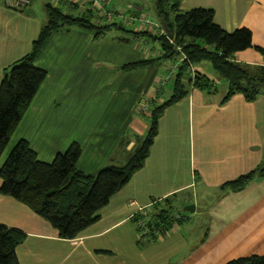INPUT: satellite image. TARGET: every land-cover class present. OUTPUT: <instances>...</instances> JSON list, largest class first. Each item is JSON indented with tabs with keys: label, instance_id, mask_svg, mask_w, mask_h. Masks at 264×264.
I'll use <instances>...</instances> for the list:
<instances>
[{
	"label": "crops",
	"instance_id": "obj_1",
	"mask_svg": "<svg viewBox=\"0 0 264 264\" xmlns=\"http://www.w3.org/2000/svg\"><path fill=\"white\" fill-rule=\"evenodd\" d=\"M103 1L119 15L108 20L92 12L93 19L98 25H117L100 36L79 26L52 35L36 61L47 77L9 143L12 148L26 139L41 160L51 162L78 142V166L89 174L127 163L149 127L144 108L165 101L159 79L178 60L124 68L162 56L160 42L152 36L157 31L137 17L158 19L154 8L155 17L146 12L147 0ZM47 4L73 15L91 12L85 0H30L19 9L0 0V84L11 66L31 51L47 21ZM193 8L212 9L215 22L228 32L249 28L253 47L237 52L234 59L246 65L264 62V53L256 49L264 48V0L181 1V10ZM122 11L136 19L120 16ZM113 29L122 32L108 35ZM193 68L198 70L197 65ZM188 88V95L160 117L144 166L101 209L99 220L77 237L61 238L30 207L0 195V223L26 234L17 248L20 264H227L264 254V176L239 191L221 188L264 162V94L249 101L237 93L222 103L227 92L219 94L216 86L214 92L191 84ZM200 189L220 194L207 209L196 206L191 217L162 237H140L132 216L141 205L172 197L178 205L192 192L200 198ZM197 216L200 223L194 224ZM203 226L205 232L196 236Z\"/></svg>",
	"mask_w": 264,
	"mask_h": 264
},
{
	"label": "trees",
	"instance_id": "obj_2",
	"mask_svg": "<svg viewBox=\"0 0 264 264\" xmlns=\"http://www.w3.org/2000/svg\"><path fill=\"white\" fill-rule=\"evenodd\" d=\"M181 1L154 0L156 17L167 32L165 35H152L160 42L162 56L123 66L133 68L159 59L179 57L181 54L177 46L187 56L173 79L171 96L161 104L152 105L147 133L125 165H109L96 174H89L78 166L82 154L78 142L72 143L65 152L58 153L51 162H46L39 158L26 139L19 140L6 160L0 164V195L12 196L30 207L56 228L61 238L73 239L99 220L101 209L144 166L158 133L160 117L167 107L179 102L189 93L185 79L191 64L196 66L209 61L227 80L228 91L222 103L237 93L244 94L249 101L264 94V66L246 65L235 62L234 59L237 52L253 47L251 30L241 27L228 32L215 22L212 9L181 10ZM46 10L47 21L34 40L31 51L11 66L0 84V160L47 77V71L38 67L36 61L52 35L59 30L79 26L95 31V35L100 36L106 29L117 25H98L90 9L89 13L73 15L66 13L61 7L47 4ZM256 49L264 53L263 47L256 46ZM214 86L207 75L197 70L193 87L214 92ZM258 176H264V162L223 183L221 188L239 191ZM173 198L157 201L154 210H161L158 212L160 215L164 211L175 210ZM25 239L26 234L22 230L0 223V264H20L17 248ZM227 264H264V254L236 258Z\"/></svg>",
	"mask_w": 264,
	"mask_h": 264
},
{
	"label": "built area",
	"instance_id": "obj_3",
	"mask_svg": "<svg viewBox=\"0 0 264 264\" xmlns=\"http://www.w3.org/2000/svg\"><path fill=\"white\" fill-rule=\"evenodd\" d=\"M85 1L88 4L89 9L92 12H94L95 15L104 16L108 20H113L116 14L119 15V11L117 12L116 10L107 7L103 0H85ZM29 2L30 0H4V3L7 6L15 9L22 8L28 5ZM120 16L125 18L128 16L130 20L136 19V16L127 14L126 11L120 12ZM137 19L142 23V25L155 29L158 35L167 34L166 29L162 27L159 21L151 20L146 16L137 17ZM176 48L181 54L179 55L178 58V61L180 60V62L177 63L176 65L178 70L182 62L187 59V56L185 55V53H183L181 47L177 46ZM262 65L264 66V62L262 63ZM190 69L192 70V77H193L194 69L192 66H190ZM169 77H170L169 75H166L164 79L162 78L161 79L166 83L167 81L170 80ZM171 79H172V75H171ZM144 110L147 111L146 106ZM156 202L157 201H154L146 205H141L132 216L137 224L136 226L141 238L143 237L149 240H155L157 238H160L164 234L169 232L171 227L177 224L182 219V216H180L177 213L174 214L173 212L164 211L162 215L155 213L156 211L152 209V205L154 204L155 206Z\"/></svg>",
	"mask_w": 264,
	"mask_h": 264
},
{
	"label": "rangeland",
	"instance_id": "obj_4",
	"mask_svg": "<svg viewBox=\"0 0 264 264\" xmlns=\"http://www.w3.org/2000/svg\"><path fill=\"white\" fill-rule=\"evenodd\" d=\"M145 4H146V12L147 13H151V15L153 16V17H155V15L153 14V8H154V0H147V1H145ZM92 13V12H91ZM105 19V18H104ZM127 28H129V27H127ZM115 32H117V33H120V32H122V31H120L119 29H113V31H110V32H108V35H110V34H113V33H115ZM156 49H158V45L156 44ZM179 58V57H178ZM154 59V58H153ZM173 62V60L172 59H170V60H168L166 63H169V66L171 65V63ZM180 62V60L178 61H176V63H174L173 65V67L172 68H170L161 78L162 79H164L165 78V76L166 75H169L170 77H169V81H167L166 83L162 80V79H159V82L161 83L160 84V90H162V89H166V94L165 95H163L164 97H163V99L162 100H167L170 96H171V91H172V88H173V79H174V77H175V75H176V73H177V67H176V65H177V63H179ZM235 62H237L236 60H235ZM190 66H195V65H190ZM197 68H198V70L201 72V73H203V74H205V75H207L210 79H211V81L215 84V86H216V88H217V92L219 93V94H222V95H225V93L227 92V90H228V82H227V80L224 78V77H222L214 68H213V66L211 65V63L209 62V61H203V62H201L200 64H198L197 65ZM194 69V75H193V77H192V70L190 69L189 71H188V76H187V78L185 79V83H186V86L188 87L189 86V84H191V86L193 87V84H194V78L196 77V75H197V69L196 68H193ZM171 75H172V79H171ZM171 82V83H170ZM169 84V85H168ZM168 85V86H167ZM163 94H164V92H163ZM151 104H148L147 103V105H146V108H147V114H149L150 113V109H151ZM149 116V115H148ZM13 148V147H12ZM12 148L10 147V145L7 147V149L5 150V152H4V154H3V156H2V161H5L6 160V158L9 156V154H10V152H11V150H12ZM201 190V189H200ZM201 191H203V193L201 192L200 194V198H197V196H194V195H196L195 193H191V196H186L185 198H183L182 197V201H180V202H178V205H176L175 206V210H169V211H166V212H173L174 214L175 213H177V214H179L180 216H182V219L180 220V221H182V220H186V219H188L189 217H191V213H194L195 212V210H196V208H195V210L194 211H190V210H187V209H185V207L187 206V203H188V205H189V203L190 204H194L195 206H198V208L199 209H207L208 208V206H209V204L210 203H212V202H214L218 197H219V194H220V190H209L208 192H204V190H201ZM194 194V195H193ZM197 195H199V193L197 194ZM199 197V196H198ZM196 202V203H195ZM159 203V202H158ZM182 204H184V205H182ZM152 209H154V204L152 205ZM161 210H158L157 212H155V213H158V212H160ZM178 223H180V222H178ZM200 223V216H197V217H195L194 218V224H199ZM134 224H135V226L137 225L136 224V222L134 221ZM176 226H177V224H175ZM175 225H173L172 227H171V229L175 226ZM180 226V225H179ZM178 226V227H179ZM170 229V230H171ZM172 232H174V230L172 231ZM205 232V227L203 226V228H201L199 231H197L196 232V236H199V234H203Z\"/></svg>",
	"mask_w": 264,
	"mask_h": 264
},
{
	"label": "water",
	"instance_id": "obj_5",
	"mask_svg": "<svg viewBox=\"0 0 264 264\" xmlns=\"http://www.w3.org/2000/svg\"><path fill=\"white\" fill-rule=\"evenodd\" d=\"M168 35L171 36L170 33H168ZM195 208H196V206H195L194 204H189V205H187V206L185 207V209L190 210V211H194Z\"/></svg>",
	"mask_w": 264,
	"mask_h": 264
}]
</instances>
